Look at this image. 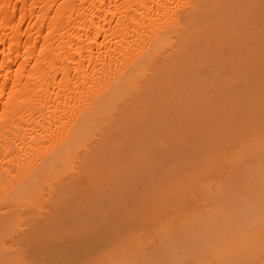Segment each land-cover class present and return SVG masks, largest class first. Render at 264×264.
Instances as JSON below:
<instances>
[{"label":"bare ground","instance_id":"bare-ground-1","mask_svg":"<svg viewBox=\"0 0 264 264\" xmlns=\"http://www.w3.org/2000/svg\"><path fill=\"white\" fill-rule=\"evenodd\" d=\"M256 2L261 3L264 0H0V264H105L107 261L108 264H264V201L258 193L256 199L255 194L251 200L246 198L245 193L249 189L244 190L248 188L247 179L253 184L257 182H254L255 178L253 181L248 176L255 174L254 165L259 157L255 154H252L254 158L249 157L250 160L257 159L249 161L254 163H250L253 168L244 158L248 162L244 161L246 166L250 165L248 170L252 171L255 168L253 174L246 169L250 173H245L248 177L244 176L246 180L242 172L238 175L232 173L233 177L225 173L228 169L225 172L223 170L226 176L218 172L219 167L220 170L222 168V163L226 162L225 159L231 160V157H228L232 155L231 153L237 154V147L240 145L236 146V151H233L235 148L231 153L227 151L236 142L232 141L233 132H228L231 128L232 131L236 130L238 125L243 126L244 118H241L246 112H243L242 116L240 111L236 114L234 111L238 112V110H233L234 104H231L233 109L229 108L232 101L228 105L226 101V105L229 106L227 108L225 105L227 113L229 114L228 110L232 109L236 116L234 121L239 119L240 122L237 120L236 125L231 119L229 124L226 120L228 115L223 119L220 117L222 119L220 122L218 114L221 111L219 115H222V109L219 110L220 106L216 107L219 112L216 110L217 114H214L215 109L213 111L210 105L214 98L212 94L216 93L214 91L216 89L212 90L211 84L207 87V84L214 80H209V77L222 72L221 68L225 65L222 64L224 60H221L223 56L228 59L233 51L231 47L233 39L232 43L226 42L227 36L230 35L225 32L229 30L224 29L225 16L232 17V14L236 13L238 15L234 16L235 21L236 17L240 16V12L243 13L246 8L253 7ZM263 4L259 5L263 6ZM256 12H253V18ZM245 13L247 12H244V15ZM260 13L258 11L255 15L258 16ZM263 21L264 19L262 23ZM246 66L248 67L249 64ZM236 70L235 75L233 70L230 72L232 74L227 72L228 77L231 75L239 77L243 72L238 69L240 73L237 74ZM222 75L220 73V76ZM220 76L219 79L224 78L225 75ZM225 77L228 79L227 76ZM235 78L237 79V76ZM228 80H231V77ZM233 80L225 82L233 83ZM212 82L214 87H218V83ZM261 82L258 91L261 89ZM243 83L240 86H243ZM253 83L255 82L250 84ZM246 86L245 84L246 89L251 87ZM224 87L227 86H223V89ZM229 88L230 85L228 90ZM226 89L224 90L227 92ZM223 94L219 97L222 98ZM260 94L257 95L261 96ZM208 95L213 98L208 99L211 107L209 108L208 105L205 112L212 111L210 115H216L218 118L216 117L215 121L219 122L216 126L215 123L213 125V121H209L211 126L207 124L209 133L205 134H210V139L205 135L202 140L203 134H200L202 136H198L197 140L196 130L192 131L194 134L192 137L196 135L197 142L193 141L194 137L191 138L193 143H189L193 147L190 149V146L189 151L193 158L192 152L197 150L201 154L198 156L195 151L197 157L202 158L203 155L206 161L212 155L209 158L212 166L215 164L219 166L218 170H215L217 172L214 171L215 176L209 173L211 169L208 170L215 166L212 167L209 161V164L205 165L208 169L204 173L207 172V175L212 176L208 175L209 179L206 174L203 175L207 183L208 180L213 179L218 182L223 175L222 178L225 176L229 181L226 179L227 184L219 183L217 188L220 184H223L222 189L225 188L224 185L230 184V186L223 190L219 188L218 192L213 193L212 190L216 185L212 189L211 182L207 185L208 192L211 190L209 194L204 186L202 188L204 187L206 191H197L198 193L195 194L196 189L190 188L196 184L193 181L199 183L200 180L193 179L194 175L190 173V170L192 171L190 163L193 159L187 163L185 158L181 160L178 155L180 160L177 158L174 161H177L176 165L185 161L184 167L185 163L190 165H186L190 167L187 170L183 165H178L180 167L175 165V170L174 167L170 169L173 163H167L171 155L178 153L177 150L174 151L175 143L172 135H176L177 132L175 133L174 130L178 128V123L182 122L181 116L184 113L180 114L181 109L187 108L185 110L187 112L193 105L196 110L192 112L197 115L195 113L197 106L199 108L203 104L201 109H204L202 107L207 104L205 102L204 105L202 97ZM257 95L255 94V98ZM217 97L214 99L219 98ZM186 98H192L190 103L193 104L189 106L184 102L187 101ZM262 98L261 100L264 101ZM251 99L250 102L253 103L255 99ZM251 99L248 98V101ZM245 105L247 104L244 103ZM201 109L197 113L203 114ZM241 109L243 111V108ZM253 115L256 117L255 114ZM198 119L199 116L193 121L197 120L198 125L200 122V126L204 129L205 126L201 125L203 118L199 122ZM182 124L183 122L181 126ZM223 124L224 127L227 124L226 127L231 128H224ZM192 126L193 129L197 127ZM239 126L238 132L234 131L236 135L241 130ZM261 126L260 129L263 128ZM215 127L217 128L214 129ZM202 129L201 133H204ZM213 129L216 132L212 131ZM224 129L225 131L227 129L228 134L223 131ZM217 130L220 131L221 137L223 133L225 136H230L227 137L232 142L229 140L224 142L226 137L222 141V138L216 135ZM215 136L217 141L222 142L223 148L219 146L220 142L217 144L220 148L214 145ZM250 139L254 145L258 141L255 138L254 141ZM210 140L214 142L209 144ZM198 144L201 146L199 147ZM197 146L199 150L208 149V146L211 151L204 150L206 154H203V151L200 153L195 149ZM221 149H227L225 152L230 153V155L226 153L228 158L221 153V156L217 154L218 151L223 152ZM246 149L250 150L248 146ZM213 150L216 151L213 153ZM245 153L247 154L246 151ZM261 156H264V153ZM215 157L222 158V163L213 160ZM198 158L196 159L199 161H195L197 163L201 161V158ZM197 163L196 169H200L201 162ZM226 166L223 164L224 168ZM246 166L244 165L243 169ZM164 168L174 170L176 174L173 177L177 181L184 179L186 173L191 174L189 176L193 179L190 181L191 185L185 179H181L183 183L175 184L173 172L165 171ZM260 171L263 172V169ZM158 172L167 173L160 175L165 177L164 180L157 175ZM219 173L221 175L218 176ZM155 175L160 177V181L157 179L158 182L165 181L163 185L158 183L160 188L164 189H160L162 193L167 192L168 183L172 182L173 185L170 187L171 190L169 189L171 195L169 191L166 194L157 191L159 194L156 195V190L154 189L155 192L152 190L156 196L161 193L158 197L160 199L156 197L160 204L163 203L161 206L154 204L155 198L151 199L152 193L149 191L151 195H148L147 192L146 181H151ZM262 175L258 178L263 179L264 174ZM236 177L245 182L242 183ZM137 180L142 182L137 183ZM143 186L147 187L145 189L147 194L143 195L145 207L143 203L141 204L142 199L139 196L142 194L140 190L145 188H142ZM121 188H125V192L126 189L130 190V195L125 194L128 197L132 196L131 200L134 199L132 200L134 205L127 204L129 207L133 209L135 206L136 210L140 204L143 206L142 209L140 207L141 218L138 221L129 223L127 221H131L129 218H138L133 214L128 218L127 209L125 208L126 211L122 209L125 206L123 204L122 208L119 206L122 195L118 197L120 195L117 191ZM197 190L201 189L197 188ZM256 190L259 191L257 188ZM135 191L140 193L137 194ZM243 191L246 192L242 194ZM189 192L201 198L208 194L204 198L213 205L216 215H213L211 205L207 206L204 202L203 205L201 201L196 204L195 209L192 207L193 210L187 211L189 214L184 211L187 201L181 200L182 203L184 202L182 206L177 196L183 197ZM201 192L202 194L205 192V195L200 194ZM116 193L120 199H117L119 205V202L113 203L115 201L113 196ZM143 193L145 194L144 190ZM134 194L136 198H133ZM168 194L172 196L171 199ZM187 195L183 198L188 200L190 197L187 198ZM260 195L264 196V194ZM137 197L141 199L139 205L136 204L138 200L135 201ZM127 199L126 197V201L122 202H130ZM245 199L250 200L251 204ZM160 200H166L170 206L165 203L166 201L160 202ZM200 203L203 206L196 209ZM179 204L181 207L178 208ZM165 206L171 213L170 207H175L173 210H176L174 214L177 217L173 216V213L172 215L170 213L171 218L164 214L161 216H164L163 221H159V225L157 223L159 227L153 225L154 220L161 219L159 215ZM258 207V210L253 211ZM120 208L124 213L127 212L125 215L128 226L121 225L122 222L118 221L123 214ZM180 208L182 210H179ZM252 212H259V215ZM250 214L252 217L255 215L254 220ZM162 224L166 226L163 228ZM123 227H128L129 230L126 231ZM159 228H163V231ZM153 236L159 238L149 241L148 238L152 237L153 240ZM148 242H151L154 248L153 246L146 248L148 245L146 246L145 243ZM192 254L196 257L191 259ZM105 257L106 261H104Z\"/></svg>","mask_w":264,"mask_h":264},{"label":"rangeland","instance_id":"rangeland-1","mask_svg":"<svg viewBox=\"0 0 264 264\" xmlns=\"http://www.w3.org/2000/svg\"><path fill=\"white\" fill-rule=\"evenodd\" d=\"M256 3H258V4H257L258 9H257V7L255 6ZM256 3L252 5L253 7H249V9H248V8L245 9L244 12H247V13H245V15H244V12H243V13L240 12V16H239V17L237 16L238 19H237V17H236L235 21L233 20V19H234V16H235V15H238V14L233 13V14H232V17H231V15H230V16H229V15L225 16L226 14L224 15V16L226 17V18H225V19H226V22H225V20H224V23H225V26H224L225 28H224V29L229 30V31H225V32H226V34L230 35V36H227L226 42H231V40L233 39V43H234V42H235V43H234V46H232L233 43L231 42V43H232V44H231V47L233 48V49H232V50H233V51H232L233 54L230 53V57H229L228 59H227V57H226V59H225L224 56H223L224 59H223V58L221 59V60H224V61L222 62V64H225L226 66H228V64H229L228 68L224 65V66H223L224 68H223V67L221 68V69H222V72H221V71L218 72V75L220 76V73H222V74H223L222 76L225 75V76L228 77L229 74H232V73H230V72H232V70H233V73H234V75H235V70H236L237 68L239 69L240 72L243 71L242 74H241V73L238 71V69L236 70V73H237V74L240 73L239 77H238V75H236V76H237V79L235 78L236 76H234V75H233V76H232V75L229 76V77H231V80H228L229 77H228V79H226L225 76H224V78H220V79H219V78H218L219 76H218L217 73H216V74L212 75L211 77H209V80H211V79H214V80H211L210 82L207 80V82H209V84H207V87L211 84V85H210L211 89H212V88H213L212 90L216 89V90H214V91H216V93L214 92V95L212 94L213 91H209V92L212 94V96H213L214 98L217 97V96L219 97V96H220L221 94H223V92H224L223 96H221V97H222L225 101H223V99L219 97V98L221 99V100H220L221 102H220V101L218 102V99H219V98L217 97L218 99H214L211 95H210V97H209V95H208V96H205L204 98L202 97V100H203L204 105H205V102H206L207 105L204 106V107H202V108H204V109H201V106H203V104H202V105L199 104V105H201V106H200L199 108H198V106H197V111H199V110L201 109V110H203V111H201V112H204V113L202 114V113L199 112V113H200V114H199V113H197V111H196L195 113L199 116L198 122H199V120H201L202 118L204 119V121H203V119L201 120V125H203V127L205 126L204 129H202V127L200 126V122H199V125H198V123H196L197 120H196V122L193 121V120H195V118L197 119L198 116H197V115H194V113H193V112L196 110V107H194L193 105H191V103L193 104V102L190 103V101H192V98H186L187 101H184V102H187V104H188L189 106L191 105V106L193 107V108H192V107L190 106L192 109L189 107V109H188L187 112L185 111L187 108H184V110L181 109L182 112H180V110H179V112H180L181 115H182V113H184V115H182V116L179 115V116L182 117L181 119H182L183 124H182V126H181V123H182V122L179 120V121H180V124L178 123L179 126L177 125L179 129L177 128L176 130H174L175 133L177 132L176 135L174 134V132H173L174 135H172V137L174 136V139H173V140H174V143H175L174 151L177 150L178 153H176V154L174 153V156L171 155V157H170L171 159L169 160V162H168L167 164H169L170 162H172L173 164L170 163V164H172V165H171V167H169V168L171 169V168L174 167L173 169L175 170V165L177 164V161H176V162H174V161H175L177 158L179 159V156H180V159H181V160H183V159L185 158L184 160H185L187 163H189L190 161H192L191 159H193V162H192L193 164L190 163V165H192V167H191V168H192V171L190 170V173L194 175V177H193V175H192L193 179L196 178L197 181L200 180L199 183H197L196 181H195V182L193 181V183H196L195 185H194V184H193V185H194V187L198 185L197 188L201 189V190H197L196 187H195V188H194V187H191L190 189H192V188H193L194 190L196 189L195 191L192 190V191L195 192V194L198 193V192H200V191H204V190H205L204 187H205L206 190H207V191H206V190H205V191L209 194L211 190L208 192V189H207L208 186H207V185H210L211 182H212V185H213V186L211 185V188H212V187L215 188V185H216V188H217V185H219V183H223V184H224V183L226 182V179H227V181H229L228 178L225 177V176H226L225 173H227V176H228L229 174H231V176H232L233 174L238 175L239 172H242V176L244 177V176H246L245 173H247L248 171H249V172H252V171L254 172L255 168H254L252 171H250V170H248V169H250L249 166H250L251 164H254V163H251V162H249V161H251V160H252V161H253V160H257V159H251V160L249 159V157L254 158V157L252 156V154H253V155L255 154L256 157H259V158H260V159L258 158L257 162L255 163V164L258 165V166L254 165V166L256 167V170H255V171L258 172V174H256V172H255V174H253V172H252V174L254 175V177H253V175H252V176H248V177H251L252 180H253V178H255V179H254L255 181H254V180H253V181H254V182L257 181V182H256V184H253V182H248V181H247L248 179L246 180V178L244 177L245 180H246V182L249 183V184L246 183V187H248V188H246V189H244V190H247V189H249V190H248V192L243 191L242 194H244V192H246V193H245V195L247 194V195H246V196H247L246 198H249V199L251 200V197H253L254 194H255V195H254V198L256 199V193H258L259 196H260V197L263 199V201H264V196H263V195H260V194H264V192H263V191H264V188H263V187H264V182H263L264 177H263V179L261 178V177L263 176L262 174H264V173H263V172H264V167H263V166H264V163H263V162H264V159L262 160V158H263L264 156H261V155H263V153H264V144H263V143H264V101L261 100V98L264 96V90L262 89V86H263V83H264V77H263V76H264V34H263V33H264V23H262V19H264V9H263V8H264V4H263V6L259 5V4L264 3V2H261V3L256 2ZM259 6L261 7V9H260ZM255 8H256V9H255ZM250 9H252V10H250ZM256 11H257V12H256ZM258 11H259V13L262 11V12H261L262 14L260 13V14L257 16V15H255V14H258ZM253 12H256V13L254 14V16H255L254 18H253V16H252ZM250 13H251V14H250ZM241 14H242V15H241ZM224 16H223V17H224ZM241 16H242V20H243V21L241 20ZM256 16H257V17H256ZM261 16H262V17H261ZM230 17H231V18H230ZM243 18H244V19H243ZM251 18H252V19H251ZM256 18H258V19L256 20ZM259 18H261V19H259ZM254 19H255V20H254ZM230 20H231V22H230ZM238 20H240V21H239L240 23H238ZM222 21H223V19H222ZM244 21H245V22H244ZM253 21H254V22H253ZM255 21H256V22H255ZM258 21H259V22H258ZM247 22H248V23H247ZM249 22H250V23H249ZM251 22H252V23H251ZM263 22H264V21H263ZM256 23H258V24H256ZM259 23H260V25H259ZM240 24H241V25H240ZM245 24H246V26H244ZM252 24H253V25H252ZM247 25H250V26L252 25V26L249 27V26H247ZM261 25H263V26H261ZM236 26H237V28H236ZM255 26H256V27H255ZM243 27H244V30H243ZM246 27H247V28H246ZM248 27H249V28H248ZM231 28H232V30H231ZM258 28H260V29H258ZM233 29H234V31H233ZM246 29H247V30H246ZM253 29H254V30H253ZM257 29H258V30H257ZM261 29H262V30H261ZM238 30H239V31H238ZM252 31H253V33H252ZM254 31H255L256 33H255ZM259 31H260L263 35H261V33H260ZM236 32H237V33H236ZM257 32H258V33H257ZM249 33H250V34H249ZM255 34H256V35H255ZM257 34H258V36H257ZM247 35H248V37H247ZM254 35H255V36H254ZM259 35H260L261 37H260ZM237 37H238V38H237ZM249 37H251V38H249ZM256 37H258V38H260V39H258V38H256ZM236 38H237V39H236ZM246 39H248V40H246ZM257 39H258V41H259L260 43L257 42ZM234 40H235V41H234ZM250 42H251V43H250ZM249 43H250V44H249ZM258 44H259L260 46H259ZM257 45H258V46H257ZM231 47H230V48H231ZM243 47H244V48H243ZM258 47H259V49H258ZM241 49H242V50H241ZM229 52H230V51H229ZM243 52H244V53H243ZM251 55H252V56H251ZM228 56H229V55H228ZM231 56H232V57H231ZM245 56H246V57H245ZM230 58H232V60H230ZM245 58H246V59H245ZM247 58H248V59H247ZM253 58H254V59H253ZM227 60H228V61H227ZM225 61H226V62H225ZM230 61H231L232 63H231ZM262 62H263V63H262ZM226 63H227V64H226ZM235 63H236V64H235ZM247 63L249 64L248 67L246 66V65H248ZM233 64H234V65H233ZM236 65H237V66H236ZM235 66H236V69H234ZM241 66L244 67V68H242ZM251 66H252L253 68H251ZM229 67H230V68H229ZM256 67H257V68H256ZM231 68H233V69H231ZM240 68H242L243 70L240 69ZM255 68H256V69H255ZM225 69H227V70H225ZM230 69H231V70H230ZM248 69H249L250 71H249ZM253 69H254V71H253ZM245 70H247V72H248L249 74H248ZM251 70H252V72H251ZM237 71H238V72H237ZM261 71H262V72H261ZM223 72H225V73H223ZM227 72L229 73L228 75H227ZM253 72H254V73H253ZM245 73H246L247 75H246ZM244 74H245V75H244ZM254 74H256V75L259 74V75H258V76L255 75V76H254ZM243 75H244V76H243ZM214 76H215V77H214ZM222 76H220V77H222ZM241 76H242V77H241ZM248 76H249V78H248ZM250 76H251V77H250ZM212 77H213V78H212ZM216 78L219 79V80H217L218 82H216ZM240 78H241V79H240ZM256 78H257V79H256ZM233 79H234V80H233ZM251 79H253V80L250 82ZM254 79H255V80H254ZM232 80L234 81L233 83L228 82V83H229V84H228V83L225 82V81H232ZM236 80H237V81H236ZM261 80H263V81L261 82ZM212 81H214V83H216V84L218 83V84H217L218 87H216V86L214 87V84H213ZM222 81H223V82H222ZM238 81H239V82H238ZM219 82H220V84H219ZM224 82H225V83H224ZM241 82H242V83L245 82V83H243V86H240V85H242ZM252 82H255V83H253L255 86H254L253 84H252V85L250 84V83H252ZM257 82H258V84H257ZM259 82H261L260 85H262V86H261V89H259V91H258V88H260V87L258 86V85H259ZM230 83H231V84H230ZM216 84H215V85H216ZM222 84H224V85H222ZM227 84H228V85H227ZM236 84H237V85H236ZM245 84L247 85L246 87H250V86H251V87L249 88L250 90H249L248 88H247V89L245 88ZM256 84H257V85H256ZM219 85H220L222 88L219 87ZM229 85H230V87H231V88H229L230 91L228 90ZM248 85H249V86H248ZM223 86H227V87H224V89L227 88L226 90H228L230 93H229L228 91L226 92V91L223 89ZM252 86H253L254 88H253ZM210 87L208 88L209 90H210ZM242 87H244V88H242ZM256 87H257V88H256ZM263 87H264V86H263ZM219 88H221L220 90H221L222 92H220V90H217V89H219ZM206 89H207V88H206ZM253 89H255V90H253ZM233 90H234V92H233ZM247 90H248V91H247ZM252 90H253V91H252ZM218 91L220 92V94H219ZM231 91H232L233 93H232ZM262 91H263V93H261ZM206 92H207V91H206ZM249 92H251V94H250ZM228 93H229V94H228ZM260 93H261L262 95H261ZM205 94H206V93H205ZM207 94H209V93H207ZM216 94H219V95L216 96ZM255 94H256V95H257V94H260L261 96L257 95L256 98H255ZM226 95H229V96H226ZM230 95H231V96H230ZM246 95H247V96H246ZM249 95H250V97H249ZM245 96H246V97H245ZM258 96H259V97H258ZM233 97H234V98H233ZM260 97H261V98H260ZM209 98H210V100L213 98V99L211 100V102H210V105L212 106L211 109H212V110L215 109V112H213V113H214V114H217V111H216V110H218V109H217L216 107H218V106H220V107H219V110L222 109V112H223L222 115H219V114L221 113V111L219 112V110H218V112H219V114H218L219 118H218L216 115H215V116L212 115L213 117H215L214 120H213V117L210 115V113L212 114V111L209 112V113H208V112H205V111L208 109V105H209V100H208V99H209ZM248 98H249V99L253 98V100L255 99V100H254L255 103H254V101H253V103L250 102V101H252V99L248 101ZM189 99H190V100H189ZM262 99H264V97H263ZM234 100H235V101H234ZM222 101H223V102H222ZM226 101H227V105L232 101V103L229 104V106H231V107H229V106L226 105ZM233 101H234V102H233ZM246 101H247V102H246ZM257 101H258V103H260V104H258ZM200 103H202V101H201ZM211 103H214V104H211ZM219 103H222V104L219 105ZM244 103L247 104V105L244 106ZM256 103H257V104H256ZM215 104H216V106H215ZM231 104H234V105H235V106H234L235 109L232 108L233 105H231ZM251 104H252V105L254 104V105H253V106H254V109H253V106H252ZM255 104H256L257 106H256ZM188 105H187V107H188ZM210 105H209V108L211 107ZM222 105H223V106H222ZM225 105L227 106V108L229 107V108H232L233 110H236V109H237L238 112H236V111H234V112H235L236 114L241 112V116L243 115V114H242L243 112H246V113H244L245 116L241 118V119L244 118L243 120L245 121V122H244V121L242 120V121H243V122H242L243 126H239V125H238V126L241 128V130H239V134H238V133H237V135L235 134L236 131L238 132V129H239V128L237 129L238 126L236 127V130L234 129L235 133H234V131H232V128H231V127H230V128H231V131L228 132V133L233 132V136L230 134V135L232 136V138H233V139H232V138H231V139H232L233 142H234V140H235L236 142L234 143L235 145L232 143L233 146L230 144V147L232 146V148L230 149L231 151H230L229 149H228V150L225 149V150H227V151H229V152L231 153V152L236 151V150L238 149L237 154H236V152H234L236 155L233 154V153H231L232 155H235V156H232V155H230L229 152H225V150L221 149V150H223L224 153L221 152V151H220V152L218 151L217 154L220 155V153H221V155L224 156L225 158L231 157V160L228 158V159H225V160H226L225 163H222V161H223L222 158L220 159V158L215 157L217 160H216L215 158L213 159V160H215V161H218V163H219V162L222 163V168H221L222 171H221V170H220V167H219L218 165L216 166V164H215V165H213V166H215V167L212 166V163H211L210 160H209V158L212 157L211 154H210L211 156L207 159V161H206V157L204 158L203 155H202V158L200 157L201 159L197 157V153H198V152H197V150H195V149H198L199 144H198V146H197L195 149H194V148L192 149L193 151L195 150V151L197 152V153H196V152L194 151V152L196 153L195 155H194V152H192V153H193V155H192L193 158H192L191 155H190L191 152L189 151V147L191 146V147H190V149H191L193 146H192L189 142H192V143H193V141H194V142L196 143L197 140H198V136H200V137L202 136V135H200V134H203V136H202V140H204L203 137H204L207 133H209V131H208L209 129H207V127H208L207 124H208L209 126H211V123H210L209 121H213V125H214V123H215V126H216V123L219 122V121L221 122V120H222L224 117L226 118V115H228V116H227L228 118H226V120H227L228 122H229V120L231 121V119H232V121H234V117L236 118V116H234V112H233V110H232V109H229V110H228V111H229V114H228V113H227V108H226ZM248 105H249V106H248ZM236 106H237V107L240 106V107L237 108ZM261 106H262V107H261ZM224 107H225V108H224ZM251 107H252V108H251ZM255 107H256V108H255ZM206 108H207V109H206ZM220 108H221V109H220ZM241 108H243V111H242ZM261 108H262V111H260ZM205 109H206V110H205ZM211 109H210V110H211ZM225 109H226V110H225ZM251 109H252V110H251ZM244 110H245V111H244ZM255 110H256V112H254ZM192 111H193V112H192ZM213 111H214V110H213ZM239 111H240V112H239ZM250 111H251V112H250ZM252 111H253V112H252ZM185 112H186V113H185ZM188 112H189V113H188ZM190 113H192L193 117H194V116H196V117H195V118L191 117L192 115H191ZM250 113H252V114H250ZM185 114H186V115H185ZM253 114H255L257 118H256ZM202 115H203V116H202ZM246 115H247V116H246ZM183 116H184L185 119L183 118ZM201 116H202V118H200ZM238 116H240V114H239ZM189 117H190V118H189ZM216 117L218 118V120L220 119L219 121L217 120V122L215 121ZM220 117H221L222 119H221ZM258 117H259V118H258ZM260 117H261V118H260ZM192 118H193V120H190V119H192ZM205 118H206V119H205ZM239 118H240V117H239ZM256 119H257V120H256ZM224 120H225V119H224ZM224 120H223V121H224ZM237 120H238V122H240L239 119H237ZM237 120L234 121L236 125L238 124V122L236 123ZM261 120H263V121H261ZM214 121H215V122H214ZM223 121H222V122H223ZM187 122H188V123H187ZM224 122H226V121H224ZM228 122H227V124H228ZM257 122H258V123H257ZM260 122H261V123H260ZM194 123H196L199 127H198L196 124H194ZM191 124L197 126L196 129H195V128L193 129L194 126H192ZM218 124H219V123H218ZM227 124H226V125H227ZM229 124H230V122H229ZM229 124H228V125H229ZM240 124H241V123H240ZM187 125H188V126H187ZM213 125H212V126H213ZM220 125H221V124H220ZM220 125H219V126H220ZM226 125H225V127H226ZM260 125H262L261 127H263V128L260 129ZM222 126L224 127V124H223ZM231 126L233 127L234 125H231ZM255 126H256V127H255ZM182 127H183V128H182ZM213 127H214V126H213ZM217 127H218V126H217ZM217 127H215L214 129H216ZM225 127H224V128H225ZM243 127H244V128H243ZM253 127H254L256 130H255ZM191 128H192V129H191ZM210 128H211V127H210ZM218 128H219V127H218ZM220 128H221V126H220ZM226 128H229V126L226 127ZM230 128H229V129H230ZM257 128H258V129H257ZM185 129H186V131H184ZM201 129L204 130V133H201V132H202ZM214 129H213L212 131H215V132H216V130H214ZM187 130L189 131L188 133H187ZM195 130H196V131H195ZM198 130H200V131H198ZM219 130H220V129H219ZM242 130H243V131H242ZM180 131H181V132H180ZM183 131H184V132H183ZM192 131H195V132H196V135H197V136H196V135H195V136L197 137V140H196L195 136H193V137H194L193 141L191 140V138H193L192 135H194ZM223 131H225V129H224ZM223 131H221V132H223ZM228 131H229V130H228ZM240 131H242V132H240ZM255 131H257L258 134H257V132H255ZM178 132H180V133H178ZM191 132H192V133H191ZM197 132H198V133H197ZM215 132H214V135H215ZM217 132H218V133H216V135H217V134L219 135L220 131L217 130ZM225 132L227 133V129H226ZM205 133H206V134H205ZM228 133H227V134H228ZM255 133H256V134H255ZM211 135H213V134L211 133ZM214 135H213V136H214ZM241 135H243V136H241ZM207 136L209 137L210 134L206 135L205 137L207 138ZM219 136L221 137V135H219ZM227 136H228V135H227ZM227 136H225V133H223V134H222V137H221V138H222L221 140L224 141L223 138L225 139V137H226V139H225L226 141H224V142H227L228 140L230 141V139H228V137H230V136H228V137H227ZM234 136H236V137H234ZM240 136H241V137H240ZM244 136H245L246 138H244ZM248 136H249V137H248ZM250 136H251V137H250ZM177 137H178V138H177ZM200 137H199V139H200ZM237 137H238V138H241V139L239 140ZM242 137H243L244 139H242ZM188 138H189V139H188ZM210 138H211V137H209V139H210ZM214 138H215V139H214ZM214 138H213V139L215 140V144H214V145L217 146L218 142H220V141H217L216 136H215ZM217 138H218V137H217ZM234 138H235V139H234ZM236 138H237V139H236ZM250 138H252V141H254V138L257 139V140H258V141H256L257 143L255 142L256 144L254 145L253 142L250 141V140H251ZM175 139H176V140H175ZM219 139H220V138H219ZM219 139H218V140H219ZM246 139H247V140H246ZM259 139H261V141H260ZM190 140H191V141H190ZM202 140H200V141H202ZM207 140H208V139H207ZM232 141H230V142H232ZM238 141L243 142V143H242V144H239L240 142H238ZM249 141H250V142H249ZM259 141H260V142H259ZM262 141H263V143H262ZM177 142H178L179 144H178ZM203 142H205V141H203ZM203 142H201V144H202ZM206 142L208 143L209 141H206ZM211 142H212V141L210 140V143H209V144H211ZM213 142H214V141H213ZM213 142H212V143H213ZM237 142H238V144H237ZM245 142H246V143H245ZM221 143H222V142H220L219 146H221V148H223V147H222L223 144H221ZM247 143H248V144H249V143H252L253 145H252V144H251V145L249 144V145H250V147H249V145H248ZM187 144H188V145H187ZM201 144H200V146H201ZM259 144H260V145H259ZM262 144H263V146H261ZM193 145H194V144H193ZM214 145L212 144V147H213ZM239 145H240V146H239ZM241 145H243V146H241ZM246 145L248 146V148H250V150L248 149L249 151L246 149V148H247ZM195 146H196V144H195ZM200 146H199V147H200ZM203 146L206 147L204 144H203ZM208 146H209V145H208ZM208 146H207L208 149H204V150H206V152H210V151H211V150H209V149L211 148V146H209L210 148H209ZM219 146H217V148H220ZM228 146H229V145H228ZM236 146H239L240 149H239V147H237V149H236ZM251 146H253V148L255 147L254 150H253V148H252ZM258 146H259V148H258ZM204 147H203V148H204ZM241 147H242V148L245 147V148H244L245 150L243 151ZM261 147H262V148H261ZM233 148H235V149H233ZM251 148H252V149H251ZM211 149H212V148H211ZM232 149H233V151H232ZM192 150H191V151H192ZM198 150H199V149H198ZM204 150H203V149H202V150H199V152H200V151H201V152H202V151L204 152ZM207 150H209V151H207ZM217 150H219V149H217ZM177 151H176V152H177ZM214 151H216V150H213V153H214ZM245 151L247 152V154H248L249 156L245 153ZM250 151H251V153H250ZM256 151H257V152H256ZM258 151H259V152H258ZM261 151H263V153H262ZM201 152H200V153H201ZM206 152H204L203 154H206ZM254 152H255V153H254ZM260 152H261L262 154H261ZM211 153H212V152H211ZM222 153H223L224 155H223ZM226 153H228V155H230V156L227 157V154H226ZM207 154H208V153H207ZM245 154H246V155H245ZM178 155H179V156H178ZM199 155L201 156V154L198 153V156H199ZM214 155H215V154H214ZM219 155H218V156H219ZM221 155H220V156H221ZM194 156H195V157H194ZM205 156H206V155H205ZM220 156H219V157H220ZM213 157H214V156H213ZM186 158H187V159H186ZM196 158H198V159L201 160V161H200L201 164H199V165L201 166L200 169H196V166H195L196 163H197V162H195V161L197 160ZM244 158H245L249 163L246 162V160H244ZM180 159H179V160H180ZM220 160H221V161H220ZM228 160H230V161H228ZM259 160H260L261 162H262V161H263V162L260 163ZM185 161H184V162H185ZM188 161H189V162H188ZM197 161H199V160H197ZM202 161H203V162H202ZM208 161H209V163L211 164V166H212L213 168H209V169H208V166H205V165H208V164H209ZM215 161H213V164H214ZM244 161H245V163H248V164L251 163V164H250L249 166H248V165L246 166V164L244 163ZM181 162H182V161H181ZM184 162H182L183 164H182V163H180V164L178 163V165H181V166L183 165V167H184ZM200 162H198V163H200ZM204 162H205V163L207 162V163L205 164ZM227 162H228V163H227ZM241 162H242L243 164H241ZM175 163H176V164H175ZM187 163H185V164L188 165V166H190V165L187 164ZM198 163H197V164H198ZM216 163H217V162H216ZM230 163H231V164H230ZM167 164H166V165H167ZM223 164H224V166H226L227 164H228L229 166H226V168H224V167H223ZM166 165H165V166H166ZM178 165H176V166H178ZM186 165H185L184 169H185V170L190 169V167L188 168ZM199 165H198V166H199ZM244 165H245L246 167L243 169ZM259 165H261V166H259ZM168 166H169V165H168ZM194 166H195V167H194ZM211 166H210V167H211ZM178 167H180V166H178ZM178 167H176V168H178ZM183 167H182V168H183ZM193 167L197 170V172H196V170H195ZM218 167H219V170H218ZM241 167H242V168H241ZM251 167H252V165H251ZM261 167H262V168H261ZM165 168H167V166H166ZM165 168H164V170H165ZM169 168H168V169H169ZM215 168H217V169H215ZM252 168H253V167H252ZM258 168H260V170L263 169V172L260 171ZM168 169H166V170H168ZM179 169H181V168H179ZM207 169H208V170L211 169V170H210L211 172H209V173H211V174H214V171H215V170H218V172L220 171V173L222 172L221 174H224V175H225V176L223 177L224 179L222 178L223 175H221V174L219 173L218 176L221 175L220 179H218V178L216 177V178L218 179V182H215V180L213 179L214 182H213V180H208L210 184L207 183V182H206L207 180H204V177H205V176H208V175L211 176V174H208V175H207V174H206L207 172L204 173V171L207 170ZM227 169H228V171H227ZM246 169H247L248 171H247ZM161 170H162V169H161ZM161 170H159V171H161ZM166 170H165V171H166ZM174 170H173V171L168 170V171L173 172L172 177L176 174V173H174V172H175ZM181 170H183V169H181ZM193 170H195V171H193ZM223 170H224V172H225V170H226L227 172L224 173ZM245 170H246V171H245ZM257 170H258V171H257ZM176 171H178V169H176ZM212 171H213V172H212ZM235 171H236V172H235ZM259 171H260L262 174L259 173ZM184 172H186V171H184ZM184 172H183V173H184ZM194 172H195L196 174H194ZM215 172H217V171H215ZM249 172H248V173H249ZM159 173H160V172L157 173V175H159V176H160L161 174H162V175H163V174H167V173H161V174H159ZM168 173H169V172H168ZM202 173H203V174H202ZM232 173H233V174H232ZM184 174H185V173H184ZM184 174H183V175H184ZM191 174H190V175H191ZM201 174H202V175H201ZM205 174H206V175H205ZM249 174H250V173H249ZM157 175H155L151 181H149V182L146 181V183H148V188L145 187V186H147L146 183H145L146 185L144 184L145 186L142 187V188L145 187V188L143 189V190L145 191V194L143 193V190H140V191H142V194H139V193H140L139 191H138L139 193L135 191L137 194H139L140 198L142 199V200H141V199H138V197H137V199H135V201L138 200V202L136 201V202H137V203H136L137 205H139L140 200H141V204L144 202V199H143V198H145L144 196L147 194V193H146L147 190H145L146 188L148 189L147 192L150 191V192L152 193V197L150 196V198H151V199H152V198H155V199H153V200H154V202H153L154 204H156V205H158V206H161V205L163 204V203L160 204V203L158 202V200H157V199H160V198H158V197H160V195H161V193H162L161 190H164L162 186H161L162 189L160 188V186H159L160 184H158V183H162L161 185H163V182H165V181L158 182L157 179L160 181V177H161V179H163V180H164L165 177H162V176L158 177ZM168 175H170V174H168ZM190 175H189V174L187 175V173H186V174L183 176L184 179H185L186 181L189 182V185H191V184H190V181L193 180V179H190V178H191V177H189ZM203 175H205V176H203ZM214 175L216 176V174H214ZM247 175H248V174H247ZM256 175H257V176H256ZM166 176H167V175H166ZM209 176H208V177H209ZM215 176H214V177H215ZM239 176H241V174H240ZM258 176H261V177L258 178ZM156 177H158V178H156ZM169 177H170V176H169ZM169 177H168V178H169ZM208 177H206V178H208ZM211 177H212V176H211ZM232 177H233V176H232ZM243 177H242V178H243ZM246 177H247V176H246ZM248 177H247V178H248ZM155 178H156V180H155ZM166 178H167V177H166ZM168 178H167V179H168ZM170 178H171V177H170ZM174 178H175V177H173V181H175V182H174L175 184L177 183V185H178L179 183H183V180H184L183 178H181V179H183V180H181V179L178 180L179 182H178L177 180H175L176 178H175V179H174ZM198 178H199V179H198ZM202 178H203V179H202ZM206 178H205V179H206ZM216 178H215V179H216ZM230 178H231V177H230ZM234 178H235V175H234ZM236 178L238 179V177H236ZM209 179H210V177H209ZM237 179H236V182L238 183V180H241V179H238V180H237ZM138 180H139V179H138ZM138 180H137V181H138ZM153 180H155V182H153ZM202 180H203V181H202ZM220 180H222V181H220ZM223 180H224V181H223ZM233 180H234V179H233ZM261 180H262V181H261ZM170 181H172V179H171ZM170 181H169V182H170ZM201 181H202V182H201ZM216 181H217V180H216ZM219 181H220V182H219ZM241 181H242V180H241ZM249 181H251L250 178H249ZM139 182H142V180L138 181L137 183H139ZM166 182H168V180H167ZM184 182H185V181H184ZM243 182H245V181L243 180L242 183H243ZM143 183H144V182H143ZM143 183H142V184H143ZM152 183H153V184H152ZM155 183H156L157 185H156ZM186 183H187V182H186ZM206 183H207V184H206ZM213 183H214V184H213ZM227 183H228V182H227ZM227 183H225V184H227ZM251 183H252V184H251ZM149 184H150L151 186H150ZM154 184H155V186H154ZM168 184H169V186H167L168 188H166V191H167V192L163 191V193L165 192V194L168 193V191H169V189H170V187H171V185H172V182H170V183H168ZM223 184H220L221 187L218 186L221 190H223V189H225L226 187L230 186V184H229V185H224L225 188L222 189V185H223ZM238 184H239V183H238ZM164 185H167V184H164ZM244 185H245V183H244ZM244 185H243V187H241L242 190H243V188H244ZM247 185H249V186H247ZM253 185H254V186H253ZM260 185H261V189H260ZM172 186H173V185H172ZM174 186H176V185H174ZM202 186H204V187L202 188ZM252 186H253V187H252ZM124 187H125V186H124ZM157 187H158V188H157ZM176 187H177V186H176ZM189 187H190V186H189ZM254 187H255V188H254ZM142 188H141V189H142ZM214 188H212V189H214ZM216 188H215L214 190H212L213 193H214V192H218V189H219V188H217V189H216ZM256 188L259 189V191L256 190ZM121 189H122V190H121ZM121 189H119L120 191L118 190L117 193L119 192L118 194H119V195L121 194L122 197H121V195L118 196V194L116 193L115 196H113V198H114L113 200H115V201H113V203L115 202V203L117 204V202H119V201H117V199H119L118 197H121L120 199H121L122 201H123V200L126 201V200H125L126 197L130 200V202H128V203L120 201V202H121V205H119L120 202L118 203V205H119L120 207H121L122 204H123V206H125V207H123V208L121 207V208H122V209H125V208H126L127 211H128V213H129V214H127V212L124 213L123 211H126V209L122 211L121 208H120V211H122L123 214L118 218V221L122 222L121 225L128 226V225H127L128 222H129V223H130V222L132 223V221H135V220L138 221V220L141 218V214H140V213H141V209L143 208V206L145 207L146 204L143 203V206H141V204H140L139 208L136 206V207H137L136 210H135V206H133L134 208L132 209V208L129 207L128 205L131 204V203L133 204L134 201H132V200H134V199L131 200V197H132V196H131V197H130V196L128 197V196L126 195L127 193L129 194V191H130V190H127V189H126V192H125V190H124L125 188H121ZM154 189L156 190V192H155ZM160 189H161V190H160ZM167 189H168V190H167ZM220 189H219V190H220ZM262 189H263V190H262ZM152 190H154L155 194L157 193V191H159V192H161V193H160L159 196H156L157 194H159V192H158L156 195H154V192H153ZM170 190H171V189H170ZM227 190H228V189H227ZM227 190H226V191H227ZM229 190H231V189L229 188ZM122 191H123V193H121ZM189 191L191 192V190H189ZM197 191H198V192H197ZM260 191H262V192L260 193ZM150 192H149V193H150ZM190 192H189L190 195H189L188 193H186L184 196L186 197L187 194L189 195V196L187 195V198L190 197L188 200H190L189 202H191V204L193 203L192 205L188 202V200H187L186 198H183L184 196H183V197H182V195H178V196H177V197L180 199V202H179V203H180L181 205L184 203V202L182 203L181 200H184L185 202L187 201L186 204H185V207H184V209H183L184 211L187 212V211L193 210L192 207H193V208L196 207V204H198L199 201H201L202 204H203V202H204V204L207 203V206H208V205H209V206L211 205V208H212L211 210H213V212H212V211H211V212L213 213V215H214V214L216 215V213H215L216 211H214V209H213V205H212L210 202H208V201L204 198V197H206L208 194L205 195V192H204L203 194H204L205 196L203 197V196H202L203 194H202V192H201V193H200V194H202V195H201L202 198H201V197H195V196L191 195ZM194 192H192V194H193ZM212 192H211V193H212ZM220 192L222 193V192H224V191H220ZM125 193H126V194H125ZM149 193H148V195H151V193H150V194H149ZM163 193H162V194H163ZM171 193H172V192L169 191V194H170V195H171ZM229 193H231V192H229ZM123 194H125V195H123ZM169 194H168V195H169ZM225 194H226V193H225ZM258 194H257V195H258ZM129 195H130V194H129ZM135 195H136V194L133 195V196H134L133 198H136ZM143 195H144V196H143ZM148 195H147V196H148ZM153 195H154V197H153ZM168 195H167V196H168ZM170 195H169V198L171 199L172 196H170ZM228 195H229V194H228ZM251 195H252V196H251ZM117 196H118V197H117ZM124 196H125V198H124ZM142 196H143V197H142ZM179 196H180V197H179ZM198 196H199V195H198ZM230 196H231V195H230ZM262 196H263V197H262ZM148 197H149V196H148ZM156 197H157V199H156ZM163 197H165V196L163 195ZM257 197H258V196H257ZM115 198H116V199H115ZM122 198H123V199H122ZM150 198H148V199H150ZM166 198H167V197H166ZM209 198H210V196L208 197V200H209ZM120 199H119V200H120ZM128 199H127V200H128ZM146 199H147V198H146ZM146 199H145V202H146ZM163 199H165V198H163ZM163 199H162V200H163ZM167 199H168V198H167ZM185 199H186V200H185ZM191 199H194V200L191 201ZM196 199H197V200H196ZM204 199H205V201H207V202H205ZM258 199H260V198H257V200H258ZM195 200H196V201H195ZM245 200H246V199H245ZM250 200H248V201L246 200V202H249ZM151 201H152V200H151ZM164 201H166V200H164ZM164 201H161V200H160V202H164ZM168 201H170V200L168 199ZM260 201L262 202L261 199H260ZM147 202H148V201H147ZM246 202H245V204H246ZM258 202H259V201H258ZM125 203H126V205H125ZM165 203H167V201H166ZM259 203H260V202H259ZM127 204H128V205H127ZM144 204H145V205H144ZM167 204H168V203H167ZM180 204L178 205V208L181 207ZM200 204H201V203H200ZM200 204L197 205V208H196V209H198V207L204 205V204H203V205H202V204L200 205ZM247 204L249 205V203H247ZM250 204H251V201H250ZM133 205H134V204H133ZM168 205L170 206V204H168ZM168 205H167V206H168ZM205 205H206V204H205ZM167 206H165V209L163 210V212L160 213L159 217H161V216L164 215V214H166L167 216L170 217V213H171V212L169 211L170 209L168 210ZM169 206H168V207H169ZM182 206H183V205H182ZM140 207H141V209H140ZM170 208H171V211H172V213H173V216H176V217H177V215L174 214V213H176V212H175L176 210H173V209H175V207H174V208H173V207H170ZM248 208H249V207H248ZM131 209H132V210H131ZM194 209H195V208H194ZM258 209H259V207L256 208V209L254 208L253 211H254V210L256 211V210H258ZM179 210H182V208H180ZM248 210H249V209H248ZM132 211H133V212H132ZM173 211H174V212H173ZM260 211H261V210H260ZM247 212H248V211H247ZM134 213H135V214H134ZM172 213H171V215H172ZM181 213H183V211H182ZM187 213L189 214V212H187ZM249 213H250V210H249V212H248V215H249ZM252 213H253V214L257 213V216L259 215V212H255V213L252 212ZM125 214L128 215V218H129V215H131V214L136 215L135 217H137L138 219H135L134 217H133V219L129 218L131 221L127 220V221H128V222H127V221H126L127 218H126V215H125ZM177 214H180V213H177ZM184 214L186 215L185 212H184ZM133 215H132V216H133ZM166 215H165V217H166ZM180 215H181V214H180ZM250 215H251V214H250ZM255 215H256V214H255ZM255 215H254V216H255ZM173 216H172V217H173ZM254 216H253V217H254ZM163 217H164V216H163ZM163 217H161V219L158 218V220H156V221L154 220V223L152 222L153 225L156 224V226H158V225L160 224L159 221H161V222L163 221V220H162ZM182 217H184V215H183ZM251 217H252V215H251ZM251 217H250V218H251ZM253 217H252V219L254 220ZM166 218H167V217H166ZM166 218H165V219H166ZM170 218H171V217H170ZM170 218H168V219H170ZM256 218H257V217H256ZM256 218H255V219H256ZM258 218H259V217H258ZM180 220H182V219H180ZM180 220H179V222H180V223H181V222L183 223V221H180ZM157 221H158V222H157ZM165 221H166V220H164V222H165ZM152 223H151L150 225H152ZM157 223H158V225H157ZM165 223H166V222H165ZM165 223H164V224H165ZM164 226H166V225H163V224H162L161 227L164 228ZM148 227H149V225H148ZM158 227H159V226H158ZM123 228L126 229V231L129 230V229H127L128 227H123ZM156 228H157V227H156ZM163 228H162V229L159 228V229L163 231ZM130 229H131V228H130ZM160 230H159V231H160ZM155 231H156V230H155ZM156 233H157V232H156ZM159 233H160V232H159ZM185 236H186V235H185ZM153 237H154L153 240H152V237L148 238L149 241H154V240H157V238H159V237H157V236H156V237L153 236ZM155 242H156V241H155ZM155 242H154V244H155ZM156 243H157V242H156ZM145 245H146V246L148 245L146 248H152V246H153V245H151V242H148V244L145 243ZM159 245H160V244H159ZM155 246H156V245H155ZM153 248H154V246H153ZM156 248L158 249V247H156ZM192 255H193V256L191 257V259L196 257L194 254H192ZM203 255H204V253H203ZM203 255H201V256H203ZM125 256H126V255H125ZM194 256H195V257H194ZM189 259H190V255H189ZM189 259H188V261H189ZM122 260H123V259H122ZM104 261H106V257H105ZM119 261H120V260H119ZM192 261H193V260H192ZM120 262H121V261H120ZM121 263H122V262H121ZM124 263H128V262H124ZM192 263H193V262H192ZM105 264H108V261H107ZM117 264H120V263H117ZM130 264H131V263H130ZM188 264H189V263H188Z\"/></svg>","mask_w":264,"mask_h":264}]
</instances>
